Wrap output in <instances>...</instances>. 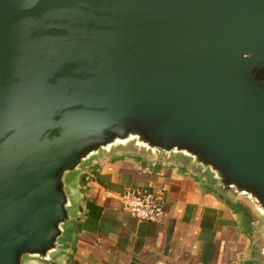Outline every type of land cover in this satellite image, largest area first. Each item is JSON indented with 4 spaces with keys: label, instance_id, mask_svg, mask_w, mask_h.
<instances>
[{
    "label": "water",
    "instance_id": "obj_1",
    "mask_svg": "<svg viewBox=\"0 0 264 264\" xmlns=\"http://www.w3.org/2000/svg\"><path fill=\"white\" fill-rule=\"evenodd\" d=\"M122 157L245 207L264 264V0H0V264H64Z\"/></svg>",
    "mask_w": 264,
    "mask_h": 264
},
{
    "label": "crops",
    "instance_id": "obj_2",
    "mask_svg": "<svg viewBox=\"0 0 264 264\" xmlns=\"http://www.w3.org/2000/svg\"><path fill=\"white\" fill-rule=\"evenodd\" d=\"M85 218L64 264H253V218L180 167H149L122 157L81 177ZM128 190L154 194L161 223L125 213Z\"/></svg>",
    "mask_w": 264,
    "mask_h": 264
},
{
    "label": "built area",
    "instance_id": "obj_3",
    "mask_svg": "<svg viewBox=\"0 0 264 264\" xmlns=\"http://www.w3.org/2000/svg\"><path fill=\"white\" fill-rule=\"evenodd\" d=\"M119 201L123 211L140 222L161 223L164 219L161 201L150 192L128 190L119 196Z\"/></svg>",
    "mask_w": 264,
    "mask_h": 264
},
{
    "label": "trees",
    "instance_id": "obj_4",
    "mask_svg": "<svg viewBox=\"0 0 264 264\" xmlns=\"http://www.w3.org/2000/svg\"><path fill=\"white\" fill-rule=\"evenodd\" d=\"M248 212V211H247ZM249 213V212H248Z\"/></svg>",
    "mask_w": 264,
    "mask_h": 264
}]
</instances>
